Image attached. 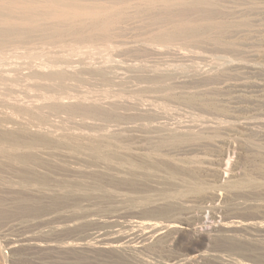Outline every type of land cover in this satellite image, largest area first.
Masks as SVG:
<instances>
[{"label": "rangeland", "instance_id": "obj_1", "mask_svg": "<svg viewBox=\"0 0 264 264\" xmlns=\"http://www.w3.org/2000/svg\"><path fill=\"white\" fill-rule=\"evenodd\" d=\"M6 1L0 264H264V0Z\"/></svg>", "mask_w": 264, "mask_h": 264}, {"label": "bare ground", "instance_id": "obj_2", "mask_svg": "<svg viewBox=\"0 0 264 264\" xmlns=\"http://www.w3.org/2000/svg\"><path fill=\"white\" fill-rule=\"evenodd\" d=\"M8 1H9V0H8ZM8 1H6V2H8ZM10 1H11V0H10ZM10 1H9V3H11ZM13 1H14V0H13ZM15 1H16V0H15ZM15 1H14V3H15ZM24 1H25V0H24ZM31 2H33V1H31ZM31 2H30V3H31ZM16 3H19L18 0L16 1ZM22 3H23V2H22ZM36 3H37V2H36ZM0 4H1V3H0ZM74 4H75V3H74ZM5 5H6V4H5ZM66 5H67V4H66ZM11 6H12V5H11ZM74 6H75V5H74ZM7 7H8V6H7ZM0 8H1V6H0ZM5 8H6V6H5ZM8 8H9V7H8ZM11 8H12V7H11ZM14 8H15V6H14ZM17 8H18V7H16V9H17ZM56 8H57V7H56ZM3 9H4V8H3ZM20 9H21V8H20ZM4 10H6V9H4ZM4 10H3V11H4ZM8 10H10V9H8ZM8 10H7V11H8ZM23 11H24V10H23ZM59 11H60V10H59ZM10 12H11V11H10ZM16 19H17V18H16ZM33 19H34V18H33ZM39 19H40V18H39ZM3 21H4V20H3ZM15 21H16V20H15ZM37 25H38V24H37ZM14 28H15V27H14ZM14 30H15V29H14ZM46 32H47V31H46Z\"/></svg>", "mask_w": 264, "mask_h": 264}]
</instances>
